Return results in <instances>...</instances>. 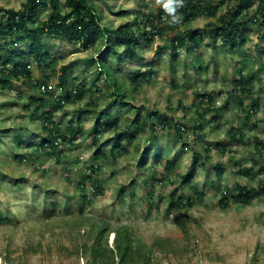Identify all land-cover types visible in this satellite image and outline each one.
I'll return each instance as SVG.
<instances>
[{
  "label": "rangeland",
  "instance_id": "1",
  "mask_svg": "<svg viewBox=\"0 0 264 264\" xmlns=\"http://www.w3.org/2000/svg\"><path fill=\"white\" fill-rule=\"evenodd\" d=\"M26 1L0 0V8L19 9ZM91 1L102 22L113 28L163 7L156 0ZM234 2L220 3L217 16L202 13L190 23L179 22L178 29L202 30ZM49 11L41 8L39 18L45 19ZM162 26L153 43L141 42L135 57L127 58L124 47L116 46L105 58L126 93L125 104L99 65L90 62L98 58L100 44L87 49L51 34L42 39L51 54L50 66L27 57L28 80L2 81L4 87L0 82V264H118L116 238L125 233L135 248L142 249L138 264H264V152L256 147L261 145L256 140L264 144V37L251 23L245 41L235 46L206 34L198 44L172 49L166 41L174 30ZM4 43L0 58L7 57L5 49L26 50L31 41L12 48ZM69 63L74 64L64 87L61 67ZM11 67L3 68L0 61V69L8 72ZM148 69L153 71L150 77L134 80L136 71ZM245 74L251 82L236 90ZM37 80L46 81L49 89L42 98L53 108L60 127L72 123L84 132L52 153L40 148L47 134L32 100L35 93L40 95L30 85ZM83 83L87 90L81 99L65 100L61 109L56 106L58 98L74 97ZM205 94L212 96V103L201 102ZM155 110L159 116L149 119L155 129L147 124L142 132L128 130L136 137L132 142L121 139L126 149L115 158L110 154L118 132L94 133L95 121L106 112L120 116L124 125L137 112L144 121ZM33 111L38 113L35 118ZM164 117L185 125L184 133L162 131L159 118ZM197 123L201 126L195 129ZM207 147L209 159H201L193 169L194 152L204 156ZM98 150L103 155L95 159ZM21 153L28 155L17 159ZM143 155L147 158L140 161ZM167 159L173 163L165 168ZM93 163L99 166V191L91 189V199L85 201L77 184ZM243 167L254 177L238 172ZM238 185L255 188L254 196L246 203L232 198L224 206L227 200L222 198ZM204 186L203 198L189 207L171 205L178 198L187 202L194 187ZM101 230L106 256L96 258L93 250Z\"/></svg>",
  "mask_w": 264,
  "mask_h": 264
},
{
  "label": "trees",
  "instance_id": "2",
  "mask_svg": "<svg viewBox=\"0 0 264 264\" xmlns=\"http://www.w3.org/2000/svg\"><path fill=\"white\" fill-rule=\"evenodd\" d=\"M230 0H220L219 3L214 4L213 0H185L184 7L178 10V15L182 17L180 22L190 23L194 18H197L200 14L205 13L207 16H217V11L220 3H228ZM234 7H230L225 13H221L217 21H211L206 28L202 30H195L191 26L180 30L178 29L179 23L172 25L169 23V15L164 10V7L158 9L157 13L153 11H143L140 16H137L133 22L124 23L116 28L105 25L98 12L97 7L91 0H27L23 6L19 9L15 8H0V43L5 41V45H9L11 48L14 44L22 43L30 40L31 43L28 45L26 50L19 48L5 49L7 53L6 58H0L3 62V68H7L10 64L11 69L6 72L3 68L0 69V82L2 87H4L3 82L9 84L15 79L24 78L28 80L30 76L31 63L26 61L27 57L33 58L36 62H45L47 66L51 65L48 58L51 54L42 44V39L45 34H51L58 38L64 39L71 43H82L85 48H90L100 44L102 48L98 54V58H90V62L98 64L100 67V73L103 72L107 80L113 84L114 94L119 95L121 104H125V94L122 92V88L117 85L116 78L114 77V71L108 67L104 62L106 56L115 50L116 46H123V53L127 58H133L137 55V50L141 45V42L153 43L155 38L161 33L162 25L165 23L167 29L174 30L171 33V38L166 41L167 44L171 46L172 49L177 47L187 46L191 43H200L204 40L205 35L209 34L211 38L217 39L221 38L224 43L235 44L240 41L243 43L245 41L246 31L248 25L254 23L256 25V30L258 31L259 37H264V0H234ZM257 1L256 7L254 2ZM41 8L49 9L48 15L45 19L41 20L39 18V11ZM165 28V27H164ZM243 41V42H242ZM239 42V43H240ZM98 43V44H97ZM0 49H3L0 45ZM16 60V61H15ZM74 63H69L61 67L60 83L61 86H66L68 81V72L72 68ZM153 74L152 69H148L145 72L134 73V80H139L141 77H150ZM243 74V73H242ZM112 77V78H111ZM252 77L249 74L241 75L238 80V85L236 90H238L239 85L246 86L250 83ZM3 81V82H2ZM24 82V81H23ZM37 89L38 95L32 96V100L35 101L34 108L38 110V113L43 117L45 122L43 123V131L45 134V139L40 143V148L48 147L49 152H56L60 144L69 142L77 139L79 135L84 134L83 129L78 126L69 123L65 129L60 127L57 121L53 117V108L47 103L43 98V95L48 93L47 84L45 80L34 81L30 84ZM45 86L46 91H43L41 86ZM74 97L66 95L64 98H58L56 106L61 109L64 106V101H76L82 98L86 89L83 83L80 87H77ZM73 97V98H72ZM201 102L203 104H208L213 102V98L210 94H205ZM114 104L112 100L109 104ZM87 105L97 106L95 102H89ZM33 109V110H35ZM202 109V108H201ZM158 111L148 112L147 120L138 119V115L142 114L137 112V117L128 118L126 122L120 123V116L111 117L108 112L103 114V119H97L94 123L96 135L101 134L103 130H116L118 133L119 140L111 148V157L115 158L119 153L125 152V145L121 139L125 141L132 142L136 137V134L129 133L128 130L136 128L137 131H144L145 127L150 125L151 130L155 129L152 121H149L151 115H158ZM35 111L32 112V118L38 115ZM36 114V115H34ZM248 115L249 112H247ZM161 116V115H160ZM160 129L162 131L175 130L177 134L184 132L185 125L179 124L177 121L174 122L173 119L169 120L167 117L159 118ZM174 122V123H173ZM173 123V125L171 124ZM199 126L201 123L194 125V128ZM235 136V134H233ZM240 136V135H239ZM240 137H243L241 134ZM97 138V137H96ZM257 141V144H261L257 151L259 153L264 152V144L261 141ZM39 148V149H40ZM206 154L201 155L200 152H194L192 168H196L200 164L201 159H209L210 157V147L206 148ZM27 153L16 154V158L22 160L26 158ZM103 152L98 150L94 154V158L98 159L102 157ZM60 156V155H59ZM57 157L60 160V157ZM147 158L146 155L141 157L140 161ZM95 161V160H94ZM172 160L167 159L164 163L165 168H168ZM218 167V166H217ZM90 173L82 176L78 181V188L81 191V195L85 201L90 200L91 197L88 195L89 185L98 193L100 180L97 177L99 166L95 163L91 164L89 167ZM263 172L264 168L260 169ZM240 173H247L249 176L254 177L252 171L249 168H240ZM264 191V185L261 187ZM206 187L202 189H197L194 187V193L192 196H188L187 202H183L182 199L172 201L171 205L180 209L189 207L190 204L196 202L198 199H202L205 195ZM255 188L248 187L247 185H238L235 191H230L229 196L225 195L221 201H225L224 206L228 204L229 200L236 199L241 202H249L251 197L254 196ZM228 191H226V194ZM99 231L96 238L97 246L94 247L93 255L96 258L105 257L106 254L103 251L102 245H100V239H102V232ZM115 251L119 256L118 264H138L137 255H140L142 249H137L133 246L132 241L128 233L123 235H117L116 238ZM110 257L112 261H115V255ZM142 264H148L144 262Z\"/></svg>",
  "mask_w": 264,
  "mask_h": 264
},
{
  "label": "clouds",
  "instance_id": "3",
  "mask_svg": "<svg viewBox=\"0 0 264 264\" xmlns=\"http://www.w3.org/2000/svg\"><path fill=\"white\" fill-rule=\"evenodd\" d=\"M157 4H162L164 10L168 13L170 19L169 23L172 25L178 24L182 17L178 15V10L184 7L185 0H156ZM89 191L92 187L89 185ZM95 191L94 189H92Z\"/></svg>",
  "mask_w": 264,
  "mask_h": 264
},
{
  "label": "built area",
  "instance_id": "4",
  "mask_svg": "<svg viewBox=\"0 0 264 264\" xmlns=\"http://www.w3.org/2000/svg\"><path fill=\"white\" fill-rule=\"evenodd\" d=\"M41 88H42V90L43 91H46V88H45V86L43 85V86H41Z\"/></svg>",
  "mask_w": 264,
  "mask_h": 264
}]
</instances>
